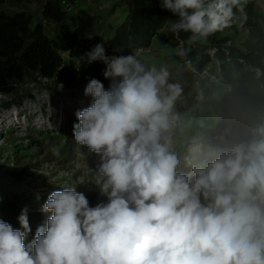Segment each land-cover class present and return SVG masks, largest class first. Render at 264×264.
I'll return each instance as SVG.
<instances>
[{"label": "clouds", "instance_id": "9594fccd", "mask_svg": "<svg viewBox=\"0 0 264 264\" xmlns=\"http://www.w3.org/2000/svg\"><path fill=\"white\" fill-rule=\"evenodd\" d=\"M238 5L162 3L178 17L168 30L192 41L230 27ZM177 55H186L182 43ZM80 60L102 62L109 80L107 89L88 81L91 104L73 125L74 141L99 156L96 184L107 203L90 207L77 186L60 187L27 245V209L20 228L0 220V264H264V121L206 165L180 172L171 132L183 89L169 83L167 66L148 67L132 53L108 56L102 43Z\"/></svg>", "mask_w": 264, "mask_h": 264}, {"label": "rangeland", "instance_id": "374dc122", "mask_svg": "<svg viewBox=\"0 0 264 264\" xmlns=\"http://www.w3.org/2000/svg\"><path fill=\"white\" fill-rule=\"evenodd\" d=\"M48 0H25L23 2L3 0L0 12L15 14L25 11L33 16L34 24L44 23L45 31L61 48L64 36L73 31L69 21L45 24L42 10ZM83 10L94 15L95 30L90 36H101L109 40L113 29L124 22L128 11L119 0H77ZM241 4L245 0H239ZM264 12V0H257ZM169 17L159 34L168 31ZM233 26L220 34V38L231 37L230 45L241 48L249 36L247 18L234 12ZM163 42L159 37L153 40L147 50L137 55L146 66H167L169 83H178L183 92L176 101L175 111L180 119L172 129L173 148L181 160L180 172H190L193 166H204L225 152L233 142L246 139L252 127L264 117H254L244 101L232 102L220 109L206 106L213 98L227 95V87L214 84H197L182 59H176L177 45ZM112 55H120L111 53ZM105 65L77 72L73 84L63 88L39 74H32L11 93H0V220L20 228L18 217L27 209L31 233L25 240L27 245L34 239L38 226L45 224L51 213L41 208L51 192L60 187L77 186L78 192L86 190L100 193L96 175L99 156L86 146L74 141L73 125L78 123L76 111L91 104V98L84 96V89L92 78L100 80L105 88L109 80L103 76ZM15 113V114H14ZM15 118V119H14ZM197 120V122H195ZM199 127L195 129V125ZM37 167H27L29 161ZM186 164H188L186 166ZM83 183L80 184V182ZM36 184V185H35ZM107 202V198L105 197Z\"/></svg>", "mask_w": 264, "mask_h": 264}, {"label": "trees", "instance_id": "16d2710c", "mask_svg": "<svg viewBox=\"0 0 264 264\" xmlns=\"http://www.w3.org/2000/svg\"><path fill=\"white\" fill-rule=\"evenodd\" d=\"M64 1L77 0H48L43 6L42 17L43 21L55 25L64 21L72 23L73 31L65 33L62 46L64 50L70 51L72 58L101 43L107 44L113 53L134 54L149 49L153 40L159 37L168 44H173L172 41L177 45L182 43L187 60L202 70L212 62L210 50L216 49L215 55L222 71V85L228 91L225 97L210 99L205 105L222 109L232 102L242 100L254 117H264V12L257 0H245L243 4L239 2L233 9L247 18L249 36L242 42L241 48L226 45L231 41L229 36L220 38V34L227 28L207 39L196 41H192L189 38L191 33L186 32H181L179 37L169 30L167 35L159 34L166 20L174 15L162 7L163 0H119L128 11L124 22L113 29L109 40L101 36L91 38L96 24L94 15L82 8L75 13H68L64 10ZM43 24L35 25L33 16L25 11L13 15L0 12V93H11L16 90L14 84L24 83L32 74H39L42 78L66 86L74 83L77 75L71 69L74 63L70 62V68L60 70L63 60L58 52L59 45L49 37ZM232 26L233 22L229 28ZM224 47L229 51L228 55ZM121 48L123 52L114 51ZM175 58L182 59L179 55H175ZM257 69L261 71L259 76ZM197 126L199 124L194 128ZM37 165L31 160L27 163V167L36 168ZM83 193L90 207L100 202L107 203L105 197L96 191L86 190Z\"/></svg>", "mask_w": 264, "mask_h": 264}, {"label": "built area", "instance_id": "2783aa9c", "mask_svg": "<svg viewBox=\"0 0 264 264\" xmlns=\"http://www.w3.org/2000/svg\"><path fill=\"white\" fill-rule=\"evenodd\" d=\"M63 7H64V10L68 13H75L82 8V6L80 5L78 1H64ZM44 22L45 24L53 25V23L49 21H44ZM226 45H230V42H228ZM104 47L106 49V54L109 56L112 53L110 47L107 44H105ZM223 50L226 52L227 55L229 54V51L226 50L225 47L223 48ZM216 51H217L216 49L210 50L209 54L211 55L212 62L206 65L202 70H199L197 67H195V65L192 64L190 61H188L185 56L183 57L180 56L182 60L186 63V65L188 66L189 73L191 74V77L193 78V80H195L197 84L208 83L211 85L214 84L215 86L220 85V84L222 85V71H221L220 62L215 55ZM58 52L62 56V60H63L60 70L65 69V68H70V62L74 63V66L71 69L76 72H79L83 68L84 69L95 68L97 65H101L102 63L100 61H96L91 64H87L86 62L81 61L80 57L83 56V54L86 52H82L75 58H72L70 55V51L64 50L63 47L61 48L59 47ZM228 60L230 59L228 58ZM256 73H257V76H259L261 74V71L257 69ZM45 80H48V79H45ZM22 84L23 83H18V84L16 83L13 86L15 88H19Z\"/></svg>", "mask_w": 264, "mask_h": 264}, {"label": "bare ground", "instance_id": "6f19581e", "mask_svg": "<svg viewBox=\"0 0 264 264\" xmlns=\"http://www.w3.org/2000/svg\"><path fill=\"white\" fill-rule=\"evenodd\" d=\"M15 114V113H14ZM15 119V118H14Z\"/></svg>", "mask_w": 264, "mask_h": 264}, {"label": "crops", "instance_id": "0c3cea01", "mask_svg": "<svg viewBox=\"0 0 264 264\" xmlns=\"http://www.w3.org/2000/svg\"><path fill=\"white\" fill-rule=\"evenodd\" d=\"M111 38V37H110Z\"/></svg>", "mask_w": 264, "mask_h": 264}]
</instances>
